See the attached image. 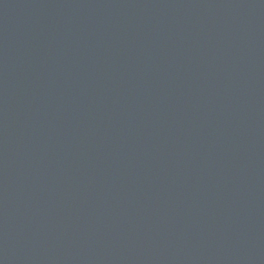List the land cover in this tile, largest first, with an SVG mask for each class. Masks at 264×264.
Returning <instances> with one entry per match:
<instances>
[{"label": "water", "instance_id": "obj_1", "mask_svg": "<svg viewBox=\"0 0 264 264\" xmlns=\"http://www.w3.org/2000/svg\"><path fill=\"white\" fill-rule=\"evenodd\" d=\"M0 264H264V0H0Z\"/></svg>", "mask_w": 264, "mask_h": 264}]
</instances>
